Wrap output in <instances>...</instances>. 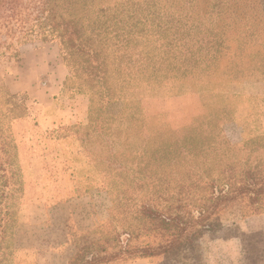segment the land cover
<instances>
[{"label": "rangeland", "instance_id": "374dc122", "mask_svg": "<svg viewBox=\"0 0 264 264\" xmlns=\"http://www.w3.org/2000/svg\"><path fill=\"white\" fill-rule=\"evenodd\" d=\"M262 25L240 58L220 59V68L242 62L238 77H214L207 92L196 91L207 84L196 73L137 83L143 44L162 43L151 34L119 49L107 36L105 69L64 55L55 37L0 53V264H86L91 255L116 256L101 264H264V210L250 214L252 202L235 198L207 223L198 192L182 187L186 175L139 173L149 125L210 124L223 163L264 175V73L252 69L264 67ZM179 81L187 86L178 91ZM222 107L230 114L216 118ZM167 207L169 224L157 225ZM260 252L261 262L249 256Z\"/></svg>", "mask_w": 264, "mask_h": 264}, {"label": "trees", "instance_id": "16d2710c", "mask_svg": "<svg viewBox=\"0 0 264 264\" xmlns=\"http://www.w3.org/2000/svg\"><path fill=\"white\" fill-rule=\"evenodd\" d=\"M262 5L264 0H0V53L32 38L55 37L64 55L93 56L97 61L99 45L107 41V36L119 49L130 43L133 48L138 47V37L151 34L156 35L154 41L162 43L159 47L143 44L137 58L141 65L137 83H146L152 89L163 79H184L196 73L197 79L207 83L200 84L196 91L207 92L214 77H238L242 62L232 65L226 61L220 68V59L227 53L240 58L248 50L263 28L259 27L264 24ZM105 61L104 56L99 59V68L105 69ZM252 69L264 73L263 66ZM159 72L163 73L161 79L157 78ZM177 83L178 91L187 86ZM203 106L209 114L212 107L206 103ZM214 112L216 118L230 114L225 107ZM147 128L149 137L140 157L145 158L144 162L146 154L149 157L139 173L156 169L186 175L188 181L182 187H191L200 195L201 220L211 223L209 217L225 210L228 202L237 198L252 202L250 214L264 210L261 170L256 165L251 170L231 169L223 163L222 154L218 153L222 144L210 124H191L176 131L163 124ZM169 210L167 207L157 213V225L169 224L171 219L165 214ZM103 220L104 217L100 221ZM211 225L201 224L199 230H208ZM148 249L147 245L141 247L139 256H148ZM114 258L91 255L85 263L101 264Z\"/></svg>", "mask_w": 264, "mask_h": 264}, {"label": "crops", "instance_id": "0c3cea01", "mask_svg": "<svg viewBox=\"0 0 264 264\" xmlns=\"http://www.w3.org/2000/svg\"><path fill=\"white\" fill-rule=\"evenodd\" d=\"M100 197V196H99ZM79 210V208H75L74 206H71L69 209L70 215L73 217V214ZM92 219V218H91ZM102 220L101 217H99V221ZM249 256H254L255 258H258V260L261 262V258H263L262 253L260 252V254H249Z\"/></svg>", "mask_w": 264, "mask_h": 264}]
</instances>
